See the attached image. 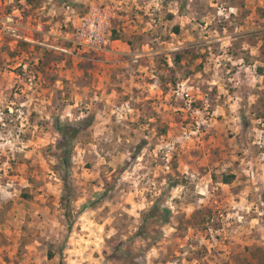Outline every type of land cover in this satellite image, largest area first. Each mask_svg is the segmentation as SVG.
I'll return each mask as SVG.
<instances>
[{
	"label": "rangeland",
	"instance_id": "rangeland-1",
	"mask_svg": "<svg viewBox=\"0 0 264 264\" xmlns=\"http://www.w3.org/2000/svg\"><path fill=\"white\" fill-rule=\"evenodd\" d=\"M11 7L0 264H264V0Z\"/></svg>",
	"mask_w": 264,
	"mask_h": 264
},
{
	"label": "trees",
	"instance_id": "trees-1",
	"mask_svg": "<svg viewBox=\"0 0 264 264\" xmlns=\"http://www.w3.org/2000/svg\"><path fill=\"white\" fill-rule=\"evenodd\" d=\"M54 127L56 131L59 133L60 137L57 140L56 147L58 149L56 154V170L59 171L61 174V179L63 181L64 193L62 195V199L66 198L68 195V176H69V166H70V153H71V146L74 138L76 137L77 133L80 131V126L71 123H64L59 120L54 122ZM154 206L147 211L146 216L143 217V220L146 219L148 216L154 215Z\"/></svg>",
	"mask_w": 264,
	"mask_h": 264
},
{
	"label": "built area",
	"instance_id": "built-area-1",
	"mask_svg": "<svg viewBox=\"0 0 264 264\" xmlns=\"http://www.w3.org/2000/svg\"><path fill=\"white\" fill-rule=\"evenodd\" d=\"M10 4L11 0H0V40L6 36L14 41H31L23 32L25 27L22 26V16L18 9L11 7L7 10Z\"/></svg>",
	"mask_w": 264,
	"mask_h": 264
},
{
	"label": "crops",
	"instance_id": "crops-1",
	"mask_svg": "<svg viewBox=\"0 0 264 264\" xmlns=\"http://www.w3.org/2000/svg\"><path fill=\"white\" fill-rule=\"evenodd\" d=\"M119 40V39H118ZM118 40H116L114 43H116ZM122 48V50L124 51V49H125V47H121Z\"/></svg>",
	"mask_w": 264,
	"mask_h": 264
}]
</instances>
